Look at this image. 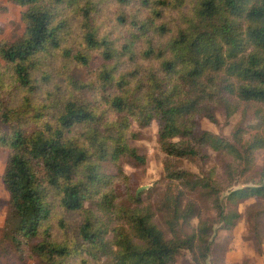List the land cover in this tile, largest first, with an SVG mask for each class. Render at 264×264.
<instances>
[{
    "label": "trees",
    "instance_id": "1",
    "mask_svg": "<svg viewBox=\"0 0 264 264\" xmlns=\"http://www.w3.org/2000/svg\"><path fill=\"white\" fill-rule=\"evenodd\" d=\"M9 1L23 8V31L0 41V246L37 264H175L182 250L204 264L214 227L232 230L239 203L264 199V0ZM94 53L88 77L71 72ZM219 110L255 122L233 141L199 131ZM153 120L167 180L156 208L122 170L145 164L131 127ZM207 149L228 159L224 180L180 167Z\"/></svg>",
    "mask_w": 264,
    "mask_h": 264
},
{
    "label": "rangeland",
    "instance_id": "2",
    "mask_svg": "<svg viewBox=\"0 0 264 264\" xmlns=\"http://www.w3.org/2000/svg\"><path fill=\"white\" fill-rule=\"evenodd\" d=\"M22 7L9 0H0V41H12L18 38L23 31V23L20 19ZM116 10V5L110 4L106 11H102L103 18L109 19ZM100 57L94 53L86 67L72 68L81 78H86L100 64ZM252 112L243 114L237 111L228 116L223 110L217 112L215 122L202 118L199 122V131H208L212 134L227 138L233 141V133L239 125L253 124ZM131 130L139 134L138 139L130 143L137 147L146 155L145 164L132 166L129 163H122V170L129 178V192L135 196H141L143 201L149 202L153 208L158 207L162 200L167 180L164 177L165 154L160 149L157 136V122L155 120L145 127H139L133 122ZM208 159L201 160L199 157L192 160H182L179 162L181 168L186 169L196 176H212L213 178L224 180V172L227 158L207 149ZM7 149L0 146V232L5 214L8 210V193L2 182V173L6 161ZM263 162V152H256V163ZM246 175H238L239 182L245 180ZM255 180V179H254ZM240 186V183H237ZM120 192L123 187L120 186ZM198 207L206 214L211 213L205 200L197 196H191ZM241 216L236 226L229 231L221 230L219 225L214 227V246L212 255L204 264H264V199L250 198L237 206ZM66 217V216H65ZM78 219L77 216H74ZM74 217L70 220L75 223ZM69 218V216H68ZM67 219V217H66ZM156 223L165 231V224L157 213ZM197 219L191 221L195 226ZM70 226L73 228V226ZM0 264H37L33 258L20 255L11 244L0 246ZM175 264H195L191 259V254L182 250Z\"/></svg>",
    "mask_w": 264,
    "mask_h": 264
}]
</instances>
